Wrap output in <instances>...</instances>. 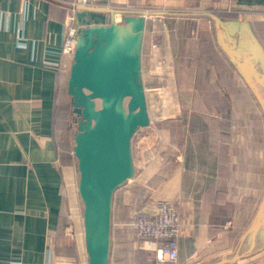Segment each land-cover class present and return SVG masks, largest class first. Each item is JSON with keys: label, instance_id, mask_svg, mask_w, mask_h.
I'll list each match as a JSON object with an SVG mask.
<instances>
[{"label": "crops", "instance_id": "0c3cea01", "mask_svg": "<svg viewBox=\"0 0 264 264\" xmlns=\"http://www.w3.org/2000/svg\"><path fill=\"white\" fill-rule=\"evenodd\" d=\"M74 1L0 0V264H88L74 132L64 86L74 54L73 48H63L65 23ZM98 1L150 10L198 3L250 21L264 45V0ZM165 20L147 17L142 50L148 107L151 95L162 96V113L168 115L164 122L145 127L160 136L156 158H152L160 166L149 174L152 166H142L146 136L141 137L137 160L132 146L135 174L114 195L111 264H124L123 259L131 256L125 246L137 247L134 220L153 213L162 201L179 207L178 264L207 263L232 255L264 193L261 108H257L260 121L255 122L260 131L258 152L253 154V162L260 164L252 175L256 181L252 183L249 175L247 181L242 173L241 184L231 182L229 178H238L239 170L244 172L240 164L250 163L252 157L249 152L232 154L233 140L221 138L210 91L215 85L225 91L235 80L242 81L217 45L210 24L201 29L159 27L158 22ZM150 22L153 26L147 31ZM204 30L210 32L208 38L202 36ZM149 36L158 42L148 43ZM227 92L235 97V90ZM240 125L246 127L245 122ZM138 164L143 169L136 175ZM228 194L240 197L234 201ZM238 201L246 203L244 209L226 218V210L235 209ZM239 218L245 228L231 230ZM227 221L232 225L229 229L224 228ZM261 234L264 221L242 243L244 257L231 264H264Z\"/></svg>", "mask_w": 264, "mask_h": 264}, {"label": "water", "instance_id": "95a60500", "mask_svg": "<svg viewBox=\"0 0 264 264\" xmlns=\"http://www.w3.org/2000/svg\"><path fill=\"white\" fill-rule=\"evenodd\" d=\"M149 16L211 19L217 44L264 115V45L250 21L223 18L211 10L133 9L114 7L107 1L92 5L77 0L78 33L66 88L75 113L73 152L88 264H111L114 195L135 174L134 135L151 122L142 77ZM263 221L264 195L233 254L204 264H231L242 259V243L256 234Z\"/></svg>", "mask_w": 264, "mask_h": 264}, {"label": "rangeland", "instance_id": "374dc122", "mask_svg": "<svg viewBox=\"0 0 264 264\" xmlns=\"http://www.w3.org/2000/svg\"><path fill=\"white\" fill-rule=\"evenodd\" d=\"M171 10H187V11H198V10H209L205 7H202V6H199L198 3H189L187 5H185L184 7H179V8H172ZM211 10V9H210ZM229 15V14H228ZM120 17V16H118ZM154 17V16H153ZM160 17H165V21L164 22H158L160 26H164V29H170V28H189V29H201V26H204V25H208L210 24L209 22V19H204L202 17H177V16H172V17H168V16H160ZM159 21L161 18H158ZM152 21V20H151ZM156 23V24H158ZM155 24V25H156ZM153 26V23L150 22L149 25H148V29L147 31ZM151 33V32H150ZM161 33L163 36H165V32H163V30H161ZM147 41L149 43V41L152 43L153 41L154 42H158L157 39H152L151 36H149L147 38ZM147 43V42H146ZM67 82L64 84V86H66ZM67 103H68V110L70 112V117H71V123H72V132H75V113L73 112V106L71 104V97L68 95V98H67ZM164 99L162 96H157V95H151L150 96V103H149V107L148 109L150 108V120L151 122H153L152 126L155 125V124H159V123H162L164 122L165 120H167V116L166 114H163L162 113V109L164 107ZM245 113L247 114V120H242V122H245V131L243 132L244 136L247 137L246 140L248 141V145H249V135L253 132L251 131L254 127H255V122L252 121L253 119H248V113L245 111ZM237 116L240 117V119H242V113L241 111H239L237 114ZM233 117H235V115H233ZM236 122V121H234ZM229 125H231V121H229ZM148 127V126H147ZM149 131V132H148ZM152 131H150V129H146L145 127L143 128H140L136 134L134 135L133 137V141H132V146L134 147V144H135V147H134V154L136 155V160H137V153H138V142L140 141L141 137L143 136H146V138H144L143 140V145H142V149H141V157L142 158V166L143 165H148L147 167L149 166H152V168L149 170L148 169V174L149 173H152L156 168V166H160L159 163L160 161L159 160H156V161H152L154 159L152 158H156V153L157 151H154L155 148H159L158 147V141L160 139V136L159 135H152V133H150ZM242 132V131H241ZM250 132V134H249ZM232 137H235V133L233 132L232 134ZM252 138H250L252 141L251 145L253 147H255V152L257 153L258 152V144H257V137L255 138V135L254 136H251ZM222 138V137H221ZM158 140V141H157ZM252 146L250 147H247L245 153H250L251 157L253 156V151L251 150ZM243 149H245V146L243 147ZM230 152L232 154L235 153L236 154H240L242 153V150H240V148H236L235 150L234 149H230ZM132 153H133V148H132ZM139 158V156H138ZM139 158V159H140ZM225 159V162H227V158H224ZM141 160V159H140ZM159 161V163L157 162ZM251 161H252V158H251ZM157 162V163H156ZM249 164H252V163H249ZM140 164H138V170H137V173L136 175H139L140 174V171H142L143 167L141 168V166H139ZM241 165V169L243 168V165L242 163L240 164ZM145 166V167H146ZM242 172L241 170H239L238 174L240 175ZM240 180H238V182L241 184L243 182L242 178H239ZM130 181V180H129ZM128 184V181L124 184L126 185ZM123 185V186H124ZM123 186H121V190L123 189ZM238 189V188H237ZM238 197H240V195L236 194V197L235 199L237 200ZM173 203L176 207L178 206V204L174 203L173 201L171 202ZM179 207H177L178 209ZM231 208V209H230ZM228 210H226V214H227V217H233V216H237L239 213H241L242 211V206L240 204H236L235 205V209H232L233 206L231 207ZM231 211L233 212V214L231 213ZM225 212V211H224ZM240 222H242V219L239 218V220L237 221V224L231 229V230H243V228H245V226L243 224H240ZM230 226H232L230 224V221H227V225L224 227V228H227L229 229ZM233 231V232H234ZM136 239V244H137V247L136 248H133L132 250H130V247L129 246H125V247H128L126 250H128L127 252L128 253H131V256L130 257H125L123 259V263L124 264H178L179 263V259L177 260L176 263H172L170 262L169 260L163 258H157V256L152 252V251H147L146 249H141L142 247V244L139 240H137V236H134ZM124 247V248H125ZM213 260V259H211ZM206 261H199V263H196V264H202ZM194 264V263H193Z\"/></svg>", "mask_w": 264, "mask_h": 264}, {"label": "trees", "instance_id": "16d2710c", "mask_svg": "<svg viewBox=\"0 0 264 264\" xmlns=\"http://www.w3.org/2000/svg\"><path fill=\"white\" fill-rule=\"evenodd\" d=\"M216 13L223 18H235L230 14L228 15V14H224V13H220V12H216ZM202 18L209 19L207 17H202ZM209 22L211 25V30L213 31V33L215 35V29L213 26V21L211 19H209ZM212 31H211V35H210L211 39H212ZM202 33H204V35L202 34L203 37L208 38V34L210 32H208L207 30H204V31H202ZM215 39H216V37H215ZM205 41H208V39ZM224 55H225V53H224ZM234 69H235V67H234ZM235 72L238 75V77L241 79L242 82L238 83V80H235V84L233 82V84H231L229 86V88H227V90L233 89L236 91L235 97H232L231 92H227V90L220 91L218 88H216L217 87L216 85H215L216 87L213 85L214 87L211 89L210 95H211V93L213 94L211 106L214 107V109H213L214 115L217 116V118L219 119L220 125H221V128H220L221 137L225 138L227 140H233L232 141V144H233L232 147L234 148V150L236 148H240V150H242V153L237 154V155H242L243 153L246 154L245 151H246L247 147L252 146L251 143L253 140L250 139V138H252L251 136L255 135V138L257 137V144H258V137H259L260 131L257 129L258 126H257V128L254 127L251 130L253 132L249 135L250 138H249V145H248V141L246 140L247 137H245L243 134V132L245 131V128H243L240 125V122H242V120H245V119L247 120V114L245 113V111H246L248 113V119H253L252 121L259 123L260 116L258 117L257 108H260V106H259L257 100L255 99L254 95L252 94V92L250 91V89L248 88V86L246 85L244 80L242 79V77L236 71V69H235ZM223 83H225V82H223ZM248 93L250 94V99H251L250 102L247 101V96L249 95ZM222 96H223V98H222ZM247 107H248V109H247ZM239 111H241V113L243 115L242 119H240V117L236 115ZM233 115H235V117H233ZM229 121H231V125H229ZM234 121H236V122H234ZM233 132L235 133V137H232ZM244 146H245V149H243ZM251 150L253 151V154H257L255 152V147L252 146ZM250 163H252V164H249L247 162H245L243 164L244 172H242V173L246 174L245 179H247L246 177H247V175H249L251 178V182L253 183V180H254V182L256 180L252 179V175L257 174V169H258V166H260V164L256 160H254V162H253V156H252V161ZM236 171H237V169H236ZM242 173L240 175L238 174V178L236 176L234 178H229L230 181L232 182L233 179L235 182L240 180L239 178H243ZM259 180L262 181V176H261V179H259ZM247 181H248V179H247ZM238 195H240V194H238ZM263 195H264V193H263ZM263 195L259 201L258 208L260 207ZM224 196H226V195H224ZM235 197H236V194H228L227 195V198H229L230 200L235 201ZM248 198H250V196H248L247 199ZM236 204H240L242 206V208L244 209V206L246 203H242V201H238L235 203V205ZM141 249H144V248L141 247Z\"/></svg>", "mask_w": 264, "mask_h": 264}, {"label": "built area", "instance_id": "2783aa9c", "mask_svg": "<svg viewBox=\"0 0 264 264\" xmlns=\"http://www.w3.org/2000/svg\"><path fill=\"white\" fill-rule=\"evenodd\" d=\"M88 4H102L98 0H84ZM76 1L72 3L73 13L65 23L63 48L74 49L78 24L75 17ZM118 21L121 19L118 17ZM76 23V24H75ZM137 239L147 251L157 258H165L176 263L179 255V237L181 235V216L177 207L170 201H162L150 215L140 214L133 222Z\"/></svg>", "mask_w": 264, "mask_h": 264}]
</instances>
